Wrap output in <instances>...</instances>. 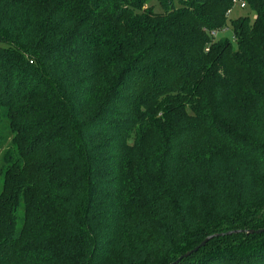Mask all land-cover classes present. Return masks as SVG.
Returning a JSON list of instances; mask_svg holds the SVG:
<instances>
[{
  "label": "trees",
  "instance_id": "16d2710c",
  "mask_svg": "<svg viewBox=\"0 0 264 264\" xmlns=\"http://www.w3.org/2000/svg\"><path fill=\"white\" fill-rule=\"evenodd\" d=\"M149 1L0 0V264H264V0Z\"/></svg>",
  "mask_w": 264,
  "mask_h": 264
},
{
  "label": "rangeland",
  "instance_id": "374dc122",
  "mask_svg": "<svg viewBox=\"0 0 264 264\" xmlns=\"http://www.w3.org/2000/svg\"><path fill=\"white\" fill-rule=\"evenodd\" d=\"M239 1L242 2L243 0H238V2ZM241 2L237 3L233 7L230 14H228L229 17H228L227 27L218 33L217 32L211 33V36H213L217 41L228 40L233 44L235 48L237 47V42L235 40L232 22L241 17H248L251 20V22H254L255 16H256L255 12L250 7L242 8ZM148 6L152 7L157 13H161L163 11L161 5L159 4L157 0L149 1ZM21 80H23V78L17 79V82ZM0 190H1V187H0Z\"/></svg>",
  "mask_w": 264,
  "mask_h": 264
},
{
  "label": "water",
  "instance_id": "95a60500",
  "mask_svg": "<svg viewBox=\"0 0 264 264\" xmlns=\"http://www.w3.org/2000/svg\"><path fill=\"white\" fill-rule=\"evenodd\" d=\"M239 233H245L247 235H252V234H261L264 233V229L258 230V231H254V230H250V231H234V232H229L227 233V235H232V234H239ZM223 235V234H221ZM218 236V235H216ZM216 236H210L208 238H206L203 242H201V244H199L197 247H195L191 252L185 254L181 259L190 256L191 254L197 252L200 250V248L204 247L212 238L216 237ZM180 259V260H181ZM179 260V261H180Z\"/></svg>",
  "mask_w": 264,
  "mask_h": 264
},
{
  "label": "built area",
  "instance_id": "2783aa9c",
  "mask_svg": "<svg viewBox=\"0 0 264 264\" xmlns=\"http://www.w3.org/2000/svg\"><path fill=\"white\" fill-rule=\"evenodd\" d=\"M239 2H241V1H239ZM239 2H238V0H236V1H235V4H237V3H239ZM241 7H242V8H246V4H245L244 1L241 2Z\"/></svg>",
  "mask_w": 264,
  "mask_h": 264
}]
</instances>
